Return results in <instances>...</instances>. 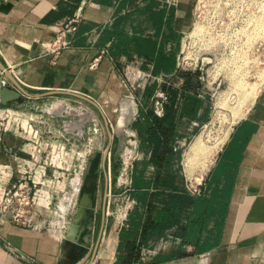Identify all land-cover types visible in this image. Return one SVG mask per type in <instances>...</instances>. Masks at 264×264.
<instances>
[{
    "label": "crops",
    "instance_id": "0c3cea01",
    "mask_svg": "<svg viewBox=\"0 0 264 264\" xmlns=\"http://www.w3.org/2000/svg\"><path fill=\"white\" fill-rule=\"evenodd\" d=\"M196 2L0 0V88H16L2 72L5 66L32 94L27 97L66 91L57 94L83 101L101 115L107 130L108 121L119 115L127 99L133 100L130 121L135 115L137 121L144 118L146 101L163 116L167 98L159 96L157 89L147 94L155 80L151 83L145 76L163 74L184 82L178 54L184 34L193 26ZM76 12H81V20L72 46L58 56L50 54L47 44L56 36L59 23ZM188 110L177 123L175 148H182L197 127L194 122L207 119L210 111L200 107L188 115ZM144 144L143 160L137 159L134 168L150 157ZM31 153L33 144L19 131L0 128V161L14 165ZM154 169L149 164L142 174L150 178ZM134 174L135 169L127 198L131 206L119 223L109 220V177L105 168L100 172L94 218L84 235L88 246L75 244L69 249H65L67 218L79 200L81 172L70 182L64 177L53 180L59 189L53 193V205L40 198L31 225L0 222V264H119L129 242L138 246V259L125 264H264V84L230 127L200 190L193 193L184 184L194 203L186 206L180 224L160 235L147 234L149 198L138 201ZM52 185L48 180L47 186ZM153 190L151 186L149 191Z\"/></svg>",
    "mask_w": 264,
    "mask_h": 264
},
{
    "label": "rangeland",
    "instance_id": "374dc122",
    "mask_svg": "<svg viewBox=\"0 0 264 264\" xmlns=\"http://www.w3.org/2000/svg\"><path fill=\"white\" fill-rule=\"evenodd\" d=\"M228 3L220 2L218 4V0H205L204 7L202 5L199 7L205 13L207 7L209 9L216 6L224 7L228 6ZM247 5L248 8L241 9L243 12H247V14L239 15L243 17L242 19L226 18L227 35L223 38H214L210 48L198 50L191 55V49L187 48L186 44L180 47L179 71L198 72L199 79L204 83L210 95L208 118L202 122H199V119L194 122L197 127L194 131H190L189 140L182 145L181 171L186 188L193 193H197L203 186L230 127L243 116L253 96L264 84V9L257 32L253 33V29L249 27L246 32L239 35L242 37L243 47L240 50L234 48L235 43L238 44L237 37H239L235 30L236 20L238 23L252 20L248 18L252 7L250 4ZM221 41H224L223 47L220 45ZM255 41L258 42V45L254 48ZM191 56L192 58H190ZM145 78L146 80L151 78V83L155 80L154 82L159 85L156 89L160 92L162 91L160 90L161 84L176 83L178 86L183 84L182 78L172 79L171 76L163 74L145 76ZM200 95L205 96V93L201 91ZM19 101L23 103L21 108L16 106ZM87 108L89 112L97 116L96 119H87L81 116L79 110L86 112ZM119 115H114L115 120L111 117L112 121H108V128L113 134V139L105 164H103V153L109 140L106 124L98 112L78 98L53 94L39 98L23 96L20 100L13 101L6 106L0 103V128L7 127L9 130L21 131L22 123L24 126H26V122L35 124V129L41 134L40 142H50V146L47 147L49 156L56 154L55 151H52L53 146L64 145L66 161L63 164L64 167L59 170L56 169L57 167L49 166L47 175L52 177L54 172L58 174L62 171L64 174L56 179L62 181L64 177L70 182L75 174L81 172V177L78 178L80 194L85 177L90 173L92 163L95 162L96 165L97 184L99 174L105 168L110 188L109 220L120 223L122 218L127 216V208L131 206L127 198L135 161L143 160L146 146L140 139L139 130L136 127L137 115L124 127L123 132L118 129ZM24 134L28 136L27 132ZM198 137L203 139L204 148L194 153L191 145ZM216 145H218L217 148H215ZM45 154L47 153L45 152ZM77 198L78 196H76ZM77 206L73 214L67 218L69 221L76 212Z\"/></svg>",
    "mask_w": 264,
    "mask_h": 264
},
{
    "label": "built area",
    "instance_id": "2783aa9c",
    "mask_svg": "<svg viewBox=\"0 0 264 264\" xmlns=\"http://www.w3.org/2000/svg\"><path fill=\"white\" fill-rule=\"evenodd\" d=\"M204 2L205 0H197L193 26L189 32L184 34L181 43L182 47L186 44V47L191 49V55L198 50L210 48L214 38L226 36L228 30V24L225 23L226 18L235 17L236 19H242L243 17L239 15L241 13L247 14V12L241 10L242 8H248L247 4H250L252 7L250 15L248 14V18L252 20L239 23L236 20L235 30H237V35L243 34L249 27L253 29V33H256L259 29L263 16L264 0H218V4L220 2H229L228 6H216L213 9L207 7L208 9L205 13L199 7V5L204 7ZM80 20L81 12H76L72 17L59 23L56 36L47 44V51L50 54L58 56L62 50L72 46L73 37ZM241 39L242 37H237L238 44L235 43L234 48L240 50L243 47ZM254 44L255 48L258 42L255 41ZM220 45L223 47L224 41H221ZM2 84L6 85L5 79L2 80ZM159 96L164 99L167 98L163 92H160ZM18 104L19 102L16 103V106L21 108ZM87 111H89L88 108ZM34 126L35 124L33 123L26 122V126L22 123V130L19 131L24 139H28L27 142L33 144L31 157H23L24 159L16 162L14 165L8 161H0V222L9 221L22 226L31 225L35 206L39 203L40 198H47L49 205L52 207L54 202L53 193L59 192V189L55 188L56 183L52 181L62 176L64 172L61 171L62 173L59 172L58 174L54 172L50 178L47 175V170L49 166L57 167L56 169L64 167L63 164L66 162L64 159L65 146H53L52 151H55L56 154L49 156L47 147L50 146V142L41 143V134ZM26 132L28 136H25L24 133ZM48 180L53 184L52 187L47 186ZM109 211L110 206L107 208L108 213H110ZM126 211H129V208ZM54 222L53 219L50 220V224H54Z\"/></svg>",
    "mask_w": 264,
    "mask_h": 264
},
{
    "label": "trees",
    "instance_id": "16d2710c",
    "mask_svg": "<svg viewBox=\"0 0 264 264\" xmlns=\"http://www.w3.org/2000/svg\"><path fill=\"white\" fill-rule=\"evenodd\" d=\"M180 75L184 78L181 86L160 85L167 97L164 115L156 114L146 101L144 118L136 122L140 136L150 148L148 161L136 164L133 180L134 194L138 201L143 203L149 198L148 216L145 221L147 225L144 229L148 235L163 234L169 226L180 224L186 206L194 203L193 196L184 188V177L180 173L182 148H175L177 123L180 116L186 114V109L194 111L196 108L204 107L207 112L210 109V95L205 91L207 88L199 79L198 72H181ZM157 87H159L157 82L149 85L147 94L152 95ZM201 91L206 92L205 96H199ZM189 110L188 115L191 114ZM176 163H179L177 167ZM149 164L155 168L150 178L142 174ZM151 186L154 187L153 192L149 191ZM155 210L157 212L154 215L152 213ZM135 234L133 231L131 238ZM124 251L125 253L119 257V264L131 263L138 259V246L135 243H127Z\"/></svg>",
    "mask_w": 264,
    "mask_h": 264
},
{
    "label": "water",
    "instance_id": "95a60500",
    "mask_svg": "<svg viewBox=\"0 0 264 264\" xmlns=\"http://www.w3.org/2000/svg\"><path fill=\"white\" fill-rule=\"evenodd\" d=\"M2 68L16 86V88L10 86H4L0 88V103L2 105H7L13 101L20 100L23 96L32 95L20 85L18 80L7 67L2 66ZM58 92L60 91L45 92L42 94H37L36 97L57 94ZM61 92L66 93V91ZM22 105L23 103L19 101L18 106L22 107ZM108 134L110 137V142L103 153V164H105L109 147L113 139V134L110 129H108ZM96 171V165L95 162H93L90 173L85 177L84 186L79 197L76 212L74 213L66 232L65 249H69L75 244L88 246V243L84 239V235L88 230V224L90 220L94 218L95 214V192L97 190Z\"/></svg>",
    "mask_w": 264,
    "mask_h": 264
},
{
    "label": "bare ground",
    "instance_id": "6f19581e",
    "mask_svg": "<svg viewBox=\"0 0 264 264\" xmlns=\"http://www.w3.org/2000/svg\"><path fill=\"white\" fill-rule=\"evenodd\" d=\"M133 100L127 99L123 102L120 115L118 118V129L123 132L124 127L129 123L131 120V108H132ZM79 113L82 117H86L87 119H96L97 116L94 113H91L89 111L82 112L79 110ZM79 127V126H78ZM218 145L215 146L217 148ZM192 149L194 150V153L204 148V142L201 137H198L194 141V143L191 145Z\"/></svg>",
    "mask_w": 264,
    "mask_h": 264
},
{
    "label": "flooded vegetation",
    "instance_id": "af4514ba",
    "mask_svg": "<svg viewBox=\"0 0 264 264\" xmlns=\"http://www.w3.org/2000/svg\"><path fill=\"white\" fill-rule=\"evenodd\" d=\"M77 254L75 255V257H78V256H80V253L79 252H76Z\"/></svg>",
    "mask_w": 264,
    "mask_h": 264
}]
</instances>
